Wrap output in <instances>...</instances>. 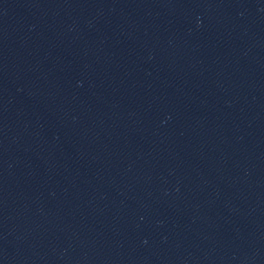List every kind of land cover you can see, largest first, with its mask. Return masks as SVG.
Here are the masks:
<instances>
[{
	"label": "water",
	"instance_id": "95a60500",
	"mask_svg": "<svg viewBox=\"0 0 264 264\" xmlns=\"http://www.w3.org/2000/svg\"><path fill=\"white\" fill-rule=\"evenodd\" d=\"M0 264H264V0H0Z\"/></svg>",
	"mask_w": 264,
	"mask_h": 264
}]
</instances>
